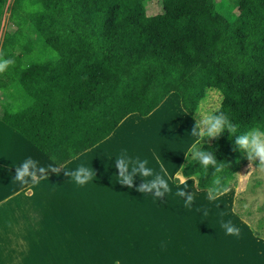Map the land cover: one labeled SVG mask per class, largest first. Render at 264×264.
<instances>
[{
	"label": "trees",
	"instance_id": "16d2710c",
	"mask_svg": "<svg viewBox=\"0 0 264 264\" xmlns=\"http://www.w3.org/2000/svg\"><path fill=\"white\" fill-rule=\"evenodd\" d=\"M149 1L0 0V120L61 169L177 94L201 136L175 180L217 198L245 164L248 135L264 137L261 37L250 47L233 31L254 0H159L155 15ZM232 48L263 70L234 71Z\"/></svg>",
	"mask_w": 264,
	"mask_h": 264
},
{
	"label": "rangeland",
	"instance_id": "374dc122",
	"mask_svg": "<svg viewBox=\"0 0 264 264\" xmlns=\"http://www.w3.org/2000/svg\"><path fill=\"white\" fill-rule=\"evenodd\" d=\"M146 11L158 14L159 0H150ZM261 32L264 35V29ZM249 38L254 37L249 34ZM241 51L235 56L232 48L227 54L234 71L263 70L251 51ZM170 100L167 109L185 113L177 94H171ZM177 112L173 117L167 111L159 113L162 125L156 127L157 132L169 135L165 150H173L174 171L201 136L193 119L187 122ZM157 121L147 124L152 130L148 134L151 144L158 149L152 128ZM240 158L245 164L234 185L217 198L196 191L194 180L176 182L178 175L168 180L165 174L161 178L154 174V188L144 190L149 194L142 195L143 204H95L89 220L69 205L63 220L41 223V235H0V264H264V237L257 240L253 232L264 236V137L250 133ZM158 159L156 164L161 165ZM161 196L168 201L172 197L173 204L157 203Z\"/></svg>",
	"mask_w": 264,
	"mask_h": 264
},
{
	"label": "crops",
	"instance_id": "0c3cea01",
	"mask_svg": "<svg viewBox=\"0 0 264 264\" xmlns=\"http://www.w3.org/2000/svg\"><path fill=\"white\" fill-rule=\"evenodd\" d=\"M235 28L252 37H261L264 48L261 32L264 29V0H254L244 12L238 13L233 24ZM251 39L250 47L253 45ZM170 98L171 95L146 117L127 116L107 139L61 169L0 120V235H41V223L46 219L63 220L69 213V205L76 214L89 220L88 214H92L95 204H143L142 195L149 194L144 190L154 188V174L159 178L165 174L169 180L180 169H173L172 148L165 150L169 135L157 132L159 128H156L162 125L159 121L163 116H158L159 113L167 111L170 113L167 115L173 117L177 112L173 108L167 109ZM176 115L190 122L185 113L179 111ZM152 119L159 123L152 125L158 149L151 144L148 135L152 132L148 126ZM157 159L161 165L156 164ZM161 198L157 203L173 204L172 197H168L169 201Z\"/></svg>",
	"mask_w": 264,
	"mask_h": 264
}]
</instances>
